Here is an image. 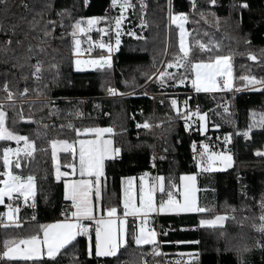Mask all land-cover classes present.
<instances>
[{
    "label": "trees",
    "instance_id": "16d2710c",
    "mask_svg": "<svg viewBox=\"0 0 264 264\" xmlns=\"http://www.w3.org/2000/svg\"><path fill=\"white\" fill-rule=\"evenodd\" d=\"M131 1L135 8L128 11L127 24L121 43L114 51L111 68L85 71L75 70L71 25L80 17L107 16L112 7L111 0H87L86 4L84 0H52V9L45 11L41 24L35 29L30 27L29 21L44 8L46 0H8L6 9L0 5V25L5 29L0 31V100L6 96L2 90L5 82L15 94L13 101L5 102V126L19 135L28 136L36 148L32 158L21 160L20 169L12 168L18 175L34 177L35 206L18 200L21 226L0 227V247L4 249L5 239L19 240L41 234L40 224L62 218L64 182L55 178L50 141H77L85 135L81 132L78 136L74 129L113 125L114 145L121 154L119 158L105 161L101 184L103 208L115 206L121 213L122 178L150 171L164 176L165 193L170 181L177 185L176 198L180 195V176L197 174L201 205L210 211L159 215L161 233L157 242L162 255H152L150 245H134L129 236V246L122 247L117 253L119 259L88 256L87 237L79 236L74 248L68 246L63 250L64 254L57 257L56 264H72L74 255L80 264H142V261L158 264L164 262V256L176 251L196 252V264H241L242 260L244 264H264V248L256 246L257 241L264 244V233L254 227L261 223L260 202L264 200V156L256 154L257 150L264 151V127L258 126L264 115V87L237 90L244 84L241 81L243 74L252 73L264 79V0H217L214 6L207 0H195V9L192 0H171L174 13L188 15L190 59L193 62L207 61L209 56L217 54L230 57L232 91L196 94L191 69L184 68L176 80L164 83H161L163 78L157 79L159 74L152 75L165 60L163 70L167 61L173 60L179 51V29L170 23L169 0H145L147 8L143 13L140 0ZM244 2L248 3V8L240 7ZM62 8L71 11V18H63V26L59 23L61 17L56 15ZM211 12L220 18L219 27ZM142 19L146 24H141ZM49 20L57 23L54 28L48 25L52 33L46 37L42 29ZM129 32L136 35H129ZM101 36L108 42L114 39L111 30L105 33L92 30L81 35L84 49L91 47L96 54L108 53L107 49L95 45ZM9 39L12 43L6 45L4 42ZM201 43L207 44L212 51L201 50ZM29 45H32L31 53L28 52ZM249 53L257 59L252 60ZM37 60L42 63L39 80L33 76L32 67ZM182 77L184 83H178ZM25 87L29 92L21 96ZM109 88H115L118 95L111 96ZM174 98L186 99L190 109L198 106L199 111L206 112L209 118L206 133L202 134L194 124L186 129L185 118L171 105ZM9 104H15V107H9ZM221 104H227V111ZM21 114L25 119L20 118ZM145 121L151 127H143ZM254 121L257 126L249 133L250 138H246L243 133ZM138 124L141 126L137 127ZM226 134H231L228 144L224 141ZM207 139L212 149L228 150L233 154L231 168L212 172L199 170L192 156V145ZM10 145L11 141L0 140V175L5 171L3 149ZM156 147L163 154L154 162ZM59 158L61 164L74 160L65 152H60ZM202 187L210 188L212 194L203 192ZM217 212H232L233 216L227 217L223 226L199 224L201 219L212 218ZM32 216H35L34 220ZM134 227L130 223L129 232ZM245 246L250 251H243ZM0 264L54 262L48 257L32 260L2 258Z\"/></svg>",
    "mask_w": 264,
    "mask_h": 264
},
{
    "label": "snow or ice",
    "instance_id": "6c2138e0",
    "mask_svg": "<svg viewBox=\"0 0 264 264\" xmlns=\"http://www.w3.org/2000/svg\"><path fill=\"white\" fill-rule=\"evenodd\" d=\"M85 4L87 0H84ZM207 3L210 5H216L217 0H207ZM0 5H4L5 9L8 5V0H0ZM52 0H46L44 8L37 12L35 16H33L32 20L29 21V25L31 28L35 29L41 24V20L45 15V11H50L52 9ZM111 6L113 8L119 7L120 15L112 18L114 21L115 27V45L112 43H105L103 41L95 42L96 45L101 49H107L108 55H101L98 58L88 59V60H80L77 59L75 61V65L77 69H80L82 66L104 69L111 68V53L115 48L121 43L120 40V28L121 22L124 19V13L128 9H134L135 5L131 3V0H111ZM25 8L28 7L27 4L24 5ZM192 7L195 9L196 3L195 0H192ZM241 8H248L249 5L247 2H244L240 5ZM140 8L143 13L147 5L145 0H140ZM169 20L171 24H175L179 29V51L175 54L173 60L167 61L166 66L163 70H157L159 75L157 79H161V83L166 82L168 79H176V76L172 72H168V68H188L194 72V78L192 79V84L197 92L204 91L210 92L218 87H230L231 86V64L229 63L230 57L228 55H214L209 56L208 60H200L198 62H193L190 59V53L192 49L189 47L187 43V36L189 35L187 30L185 29V23L188 20V15L183 12H173L171 0H169ZM57 16L61 17L59 23L63 26V18L68 16L71 18V11L66 8H62L56 13ZM201 17L204 18V13H200ZM215 18L216 26L219 27L220 18L216 16L215 12H211ZM39 17V19H37ZM109 17H80L77 18L71 25L72 31L71 36L73 37V44L75 46V51L77 53L80 52L81 40L78 38L79 34L90 32L94 25L99 23L100 21H106ZM57 21H46L43 25V33L44 36H50L52 33V29L48 27V25H52L55 27ZM141 24H146V21L141 20ZM2 25H0V31H4ZM13 33L15 32V26L11 27ZM99 31L103 32V29H99ZM129 35H136L133 32H129ZM89 41H91V37H88ZM6 45H10L12 40L9 39L4 42ZM17 44H20L21 41H16ZM39 47V46H38ZM201 50H208L209 52L212 49L209 48L207 44H199ZM218 47V45H217ZM43 51V48H40ZM88 51H91V47H89ZM28 52H32V45L28 46ZM165 52L167 50L165 49ZM251 59L255 60L257 57L251 53H249ZM30 58V57H29ZM16 66V65H14ZM22 66V65H20ZM33 76L36 77L37 80L41 78V68L42 63L40 60H37L36 64L32 66ZM55 67V65H52ZM147 75V74H146ZM152 75H156L153 73ZM218 78H220L218 82ZM226 78V79H225ZM148 79H152V76H148ZM242 79L247 80L250 84H260L264 86V80H257L256 77H243ZM178 83L183 84L184 78H180ZM2 90L6 93V96L3 100H0V140L4 141H16L18 147L15 149L12 148H4L3 149V166L5 171L2 175L5 179L0 180V204L5 203V197H7L10 201L13 199L23 198L24 202L27 203L29 197H33L35 195V184L34 177L32 175H28L26 178L15 174L11 169L14 167L15 169L21 168V160L25 157L32 158L33 153L36 151L35 142L30 140L28 136H22L17 134L16 132L10 130L5 126V121L7 117V113L5 111V102L14 100V92L9 88L7 82H5L2 86ZM29 89L25 87L23 91L20 93L21 96L27 94ZM108 92L110 94H117V90L115 88H109ZM187 100L184 101L185 106H187ZM171 105L173 108L177 106V100L172 99ZM9 107H15V104H9ZM227 111V109H225ZM178 114H180L179 109H177ZM255 115V114H254ZM183 116L186 120L185 127L186 129L190 126L188 120L192 116H198L200 121L205 120V114H201L197 109L193 112L189 109L187 112L183 113ZM21 119H25V117L21 114ZM27 119H31L28 117ZM163 123V122H161ZM71 127V125H69ZM141 125H137L140 127ZM257 126V122H253V124L249 125L247 131L243 133L246 138L249 137V133L252 128ZM260 127H264V115L261 116L259 121ZM45 128L47 125L44 126ZM143 127L149 128L151 125L147 121L144 122ZM215 127H219V125H215ZM201 129L203 130V125H201ZM77 135L81 132L86 134H94V139H79L77 141L70 142L67 139L64 140H56L53 139L50 141L52 148V157L54 160L57 159V151L62 150L65 153H70L73 157H76L78 154V161L74 160L73 163L67 165L68 168L72 169L75 172L78 169L79 177L78 179H68L72 175L71 172L60 170V165L57 162L55 169V178L56 180H61L63 178L64 182V198L70 202V205L63 209L61 215L64 219L56 220L53 223H45L40 224L39 228L42 231V235L40 233L30 235L24 239H5L3 241L4 251L0 252V259L7 258L9 260L22 258L26 260H32L37 257H41L46 255L50 258L54 264H56V260L58 256H62L64 254L63 250H66L68 246L74 248V242L77 241V237L86 236L88 237V246H87V255L95 257H119L117 253L122 247H127L130 244L128 237H131V243H134L136 246L150 245L151 253L154 256L162 255L160 252L158 242H157V232L155 229H147L145 227L147 223V217L149 213L155 212H177V213H205L210 211V209L205 207H200L197 204L194 191V176H181V181H187L183 185V193L182 200L176 199V189L177 185L172 183L171 181L168 184V190L166 192L167 199H162L157 206L154 203V193L158 189L161 193H165V183L164 177L155 178L156 182L153 183L151 187L145 189L143 183V177L141 178L142 183L140 187L139 193V206H137L133 201V195L131 192V182L133 180L132 177L124 178L128 182V187L125 191V199L123 203V213L122 215H117V208L115 206H108L103 209L105 214H98L101 211V177L104 176V162L105 159L112 157L120 152L119 148L112 147L111 139H103L105 133H112L113 129L111 127L107 128H99V127H88L84 129H74ZM230 135L226 134L224 137L225 144L230 142ZM23 141V151L24 156H21V148L19 147L20 142ZM78 143V149H77ZM59 146V148H58ZM193 150L196 149L195 142L192 145ZM209 146L207 144H203L201 146V151L199 153L200 160H198V166L202 163L204 165L205 171L213 170V164L216 161H220L225 166L230 167L233 163L232 155L227 152H209ZM10 154H14L16 156L15 161L10 158ZM258 156H264V151L257 150L256 153ZM206 158V159H205ZM148 173H144V176H147ZM14 194H16L14 196ZM32 206H35V201L33 199ZM260 206L262 209V213L259 216L260 224L254 225L257 231L264 233V200L260 202ZM6 207L9 211L5 213H0V217L6 215L7 220L11 222L4 223L0 226L9 227L15 226L20 227V223L15 219V213L19 211V207H14L12 203H8ZM235 211V209H233ZM133 216L135 218L140 219V225L138 228H133L132 232H129L127 226V217ZM31 219H35V216H32ZM227 219L226 215H215L214 218L211 219H201L199 224L201 226H215L222 225L223 222ZM235 219V217H233ZM95 233L94 243L92 239V232ZM192 243H198V241H193ZM24 245L25 247H21ZM257 247L264 248V244H260L257 241ZM243 251H250V249L245 246ZM192 256L193 254H182ZM72 264H80V261L77 256H73ZM142 264H147V261H142ZM179 264V262H177ZM241 264H244L243 260Z\"/></svg>",
    "mask_w": 264,
    "mask_h": 264
},
{
    "label": "rangeland",
    "instance_id": "374dc122",
    "mask_svg": "<svg viewBox=\"0 0 264 264\" xmlns=\"http://www.w3.org/2000/svg\"><path fill=\"white\" fill-rule=\"evenodd\" d=\"M131 3L132 4H134L132 1H131ZM131 9V8H130ZM130 9H128L125 13H124V19L122 20V22H121V28H120V32H121V35H120V40H121V37H122V35H123V33H124V27L126 26V24H127V21H126V17H127V14H128V11L130 10ZM121 13H120V10H119V7L117 6V7H115V8H113V7H111V10H110V12H109V14L107 15V17H109V19L108 20H106V21H100L99 23H97L96 25H94L93 26V28L91 29V31L92 30H99V29H103V32L102 33H105V31L106 30H111L113 33H114V39H113V41H111V43L113 44V45H115V27H114V21H113V19L112 18H114V17H117V16H119ZM82 34H84V33H81V34H79V36H78V38L81 40V45H80V52L79 53H77L76 51V55H75V57H74V66H75V70L76 71H85V70H91V69H94V68H92V67H87V66H82L80 69H77L76 68V65H75V61L77 60V59H80V60H88V59H93V58H98L99 56H101V55H106L105 53L104 54H98V55H94V56H82L84 53H85V47L83 46V44H82V40L83 39H81V35ZM101 38H104L103 36H101L100 37V39ZM116 49L117 48H115L114 49V51H116ZM114 51L112 52V53H114ZM112 56H111V62H112ZM165 64V60H164V62L162 63V66ZM161 66V67H162ZM161 67L159 68V70H161ZM167 71L168 72H172V73H174L175 74V76L177 77V75H182L183 74V72H184V68H180V69H177V68H168L167 69ZM159 73H158V71L156 72V75H158ZM250 76H254V77H256L257 78V80H264L262 77H259V76H256V75H254V74H252V73H247V74H243L242 76H241V81H243L244 82V84L242 85V86H240L239 88L240 89H245V90H253V89H261V88H263L264 86H261L260 84H250L247 80H244V79H242L243 77H250ZM226 79V78H225ZM168 80H170V79H168ZM171 80H176V79H171ZM238 88V89H239ZM174 99H176L177 100V106H176V111H177V109H179V112L183 115V113H185V112H187L190 108H189V106H188V104H187V106H185V104H184V101L186 100H180V99H178V98H174ZM199 110V108H198V106L196 107V108H194V109H191L193 112H195L196 110ZM201 114H205V120L204 121H200L199 120V117L198 116H192L189 120H188V123H189V125H192V124H194L196 127H198L199 129H200V131H202V132H204V133H206V130H208V127H209V118H208V116H207V114H206V112H201V111H199ZM184 117V116H183ZM201 125H203V130L201 129ZM107 127H109V126H105V127H99V128H107ZM113 132H114V130H113ZM112 132V133H113ZM83 133V132H82ZM112 133H105L104 134V136H103V139H111L112 140V142H113V144H112V147H114V148H117L115 145H114V141H113V137H111L112 136ZM85 136L84 137H81L80 139H94L95 138V136H94V134H86V133H83ZM109 135H111V136H109ZM79 140V139H78ZM78 140H77V142H78ZM70 142H72V141H70ZM18 147V145H17V143H16V141H14V140H12L11 141V145L9 146V147H7V148H12V149H15V148H17ZM19 147L21 148V153H20V155L22 156V154L24 155V151H23V141H21L20 142V145H19ZM58 148H59V146H58ZM77 149H78V143H77ZM157 149V150H156ZM156 151L154 152V154H153V161L154 162H156L160 157H162V154H163V152L158 148V147H156ZM60 152H63L62 150H58L57 151V159L56 160H54L53 159V161H54V163H55V166L57 165V162L59 163V161H60V158H59V153ZM116 156L117 155H115V156H112V157H109V158H116ZM10 158L11 159H14L13 160V162L15 161V159H16V156L14 155V154H10ZM76 160L78 161V154H77V156H76ZM106 160V159H105ZM105 164V163H104ZM13 200H18V199H13ZM8 204V202L6 201V199H5V203L4 204ZM23 204H25V203H23ZM9 211V209L7 208V212ZM261 213H262V209L261 210H259ZM210 213H212V212H210ZM226 215L227 217H229V218H232V216H233V214H232V212H217V213H215L214 214V216L215 215ZM214 216L212 217V218H214ZM206 219H211V218H206ZM133 220H136V218L135 219H133ZM226 221V220H225ZM225 221L223 222V224L222 225H215V226H205V227H218V226H223L224 224H225ZM153 229V228H152ZM156 231V230H155ZM157 232V231H156ZM158 239H159V236H158V233H157V241H158ZM159 249H160V252L161 253H163L162 251H161V248H160V246H159ZM182 254H193L192 256H189V255H182ZM164 255V254H163ZM197 253L196 252H193V251H176V252H174V254H172V255H169V256H164V262H162V263H158V264H177V262H179V264H196V261H197Z\"/></svg>",
    "mask_w": 264,
    "mask_h": 264
},
{
    "label": "crops",
    "instance_id": "0c3cea01",
    "mask_svg": "<svg viewBox=\"0 0 264 264\" xmlns=\"http://www.w3.org/2000/svg\"><path fill=\"white\" fill-rule=\"evenodd\" d=\"M98 17V16H97ZM185 29L187 30V32H188V34H189V31H188V27H187V22L185 23ZM187 43H188V45H189V47H190V44H189V35L187 36ZM111 63H113V59H112V62ZM229 63L231 64V62H230V59H229ZM193 78H194V72H193ZM192 87L194 88V86H193V84H192ZM194 90H195V88H194ZM237 90H239V91H244L245 89H237ZM254 90H259V89H254ZM196 91V90H195ZM197 92V91H196ZM200 92H204V91H200ZM214 92H220V87H218L217 89H215V90H213V91H210V92H204V93H214ZM201 133L203 134L204 132H202L201 131ZM109 136H111V135H109ZM112 137V136H111ZM113 139V138H112ZM203 144H207L208 146H209V148H208V151L209 152H212V151H215V152H223V151H227V152H229L228 150H214V149H212L211 148V143H210V141H202L201 143H198V145H199V148H200V151H201V146L203 145ZM228 144V143H227ZM52 151V150H51ZM231 155H232V159H233V163H232V165L230 166V167H228V166H225V164H223L222 162H220V161H216L214 164H213V170H211V171H207V172H212V171H218V170H227V169H229V168H231L233 165H234V156H233V154L231 153V152H229ZM120 154H121V151L118 153V154H116L117 156L116 157H118L119 158V156H120ZM73 156V155H72ZM115 156V155H114ZM199 159L198 160H200V156L198 157ZM73 159L74 160H76V157H73ZM107 159H110V158H107ZM106 159V160H107ZM206 159V158H205ZM12 160H14V159H12ZM73 160V161H74ZM105 160V161H106ZM198 160L196 161V163L198 162ZM73 161L71 162V163H73ZM53 163H54V161H53ZM71 163H69V164H71ZM105 163V162H104ZM69 164H61V162L59 161V165H60V170L62 171V172H64V171H68V172H71L72 173V175L70 176V177H68V179H78V178H80L79 177V173H78V169L75 171V172H73V170L72 169H70V168H68L67 167V165H69ZM197 165H198V163H197ZM198 168H199V170H204V165H203V163L200 165V166H198ZM55 169H56V166H55V163H54V171H55ZM12 170V169H11ZM205 171V170H204ZM15 173V172H14ZM144 173H148V175L147 176H144ZM15 174H17V173H15ZM2 177L0 178V180H3V179H5V177L3 176V175H1ZM164 177L162 174H160V173H153V172H150V171H145V172H143V173H141V174H138L137 176H126V177H123L122 178V205H123V203H124V199H125V191H126V189H127V187H128V182H127V180H125L124 178H127V177H132L133 178V180H132V182H131V192H132V195H133V198H134V203L137 205V206H139V193H140V187H141V183H142V180H141V178L143 177V183H144V186H145V189H147L148 187H151L152 185H153V183H155L156 182V180H155V178H158V177ZM181 176H194L195 177V181H194V187H195V191H194V195H195V198H196V201H197V204H198V206H200V207H204L203 205H201V201H200V187H199V184H198V178H197V174H195V173H184V174H182ZM180 176V177H181ZM27 177V176H26ZM25 177V178H26ZM61 180H63V178L61 179ZM164 183H165V178H164ZM184 183H187V181H181V179H180V184H179V192H180V195H179V197L178 198H176L177 200H182V193H183V185H184ZM34 184H35V180H34ZM101 184H102V177H101ZM3 185H0V187H2ZM202 191L203 192H210L211 194H212V190H210V188H208V187H202ZM16 194H14V196H15ZM162 193L157 189L156 191H155V193H154V203L158 206L159 205V203H160V201H158V198L161 196L162 197ZM35 196H36V184H35V195H34V198L33 197H29V199H28V204H31L32 205V202H33V199H34V201H35ZM5 199H6V201L9 203V199L7 198V197H5ZM18 200H21L23 203H25L24 202V199L21 197V198H19ZM18 200H17V202H18ZM65 201H67L66 199H65ZM6 205H7V203L6 204H0V213H7V207H6ZM105 208H107V207H105ZM105 208H103L102 206H101V211L98 213V214H105L104 213V211H103V209H105ZM122 213H123V211L121 212V213H119L118 211H117V215H122ZM162 214H185V213H177V212H163V213H160V212H155V213H149L148 214V217H147V223H146V225H145V227L147 228V229H152V225H151V218L152 217H154V216H157V215H162ZM190 214V213H189ZM15 219L21 224L22 223V221L19 219V211L17 212V213H15ZM61 219H64V218H61ZM127 226H128V228H129V225H130V223H132L134 226H135V228H138L139 227V223H135L134 222V220L133 219H135V217H133V216H128L127 218ZM136 219H139V218H136ZM57 220H60V219H57ZM56 221V220H55ZM55 221H53V222H55ZM53 222H50V223H53ZM4 223H9V224H11V222H9L8 220H7V216L6 215H4V216H2V217H0V225H2V224H4ZM0 227H3V226H0ZM129 230V229H128ZM42 234V233H41ZM94 234V235H93ZM92 235H93V243H94V238H95V233L94 232H92ZM24 239V238H23ZM87 243H89V241H88V237H87ZM0 244H1V242H0ZM88 246V245H87ZM21 247L23 248V247H25L24 245H21ZM2 251H4V249H2L1 247H0V252H2ZM44 257H47L46 255H44V256H41V257H37V258H34V259H39V258H44ZM16 259H22V258H16Z\"/></svg>",
    "mask_w": 264,
    "mask_h": 264
},
{
    "label": "built area",
    "instance_id": "2783aa9c",
    "mask_svg": "<svg viewBox=\"0 0 264 264\" xmlns=\"http://www.w3.org/2000/svg\"><path fill=\"white\" fill-rule=\"evenodd\" d=\"M97 41H103V42H105V43H111V42H108L107 40H105V39H103V38L98 39ZM97 41H96V42H97ZM95 45H96V44H95ZM96 47H98V46L96 45ZM88 49H89V48H87V50L85 49V53H84L82 56H94V55H98V54L94 53V52L92 51V49H91V51H88ZM105 54L108 55L109 53H105ZM111 56L113 57L112 59L114 60V53H111ZM219 80H220V78H218V82H219ZM231 91H232V90H231V87H223V86L220 87V92H231ZM196 93H198V92L194 91V94H196ZM117 95H118V93H117V94H113V95H111V96H117ZM221 108H222L223 110H225V109H228V106H227V104H221ZM225 111H226V110H225ZM107 116H108V114L105 115V117H107ZM109 127H111V128L114 130V126H113V125H110ZM204 141H208V139H207V140H204ZM199 143H200V142H199ZM217 143H218V140L215 141V144H217ZM199 153H200V148H199V145H198V143H197V144H196V149H195V151L192 149V156H193V159H195L196 161L199 159V158H198V157H199ZM1 177H2V176L0 175V178H1ZM162 199H167V195H166V193L163 194L162 197L160 196V197L158 198V201H161ZM9 203H12L14 207H17V206L19 207V203L17 202V200H11ZM69 205H70V202H66V201H64V202L62 203V205H61V212H62L63 209L67 208ZM62 218H64V217L62 216ZM158 218H159V215L152 217V218H151V225H152V228L155 229V230L157 231L158 235H160L161 230H160V224H159V220H158ZM134 222L140 224V219H136V220H134ZM93 232H94V231H93ZM161 235H164V234L162 233ZM161 251H162V250H161Z\"/></svg>",
    "mask_w": 264,
    "mask_h": 264
},
{
    "label": "water",
    "instance_id": "95a60500",
    "mask_svg": "<svg viewBox=\"0 0 264 264\" xmlns=\"http://www.w3.org/2000/svg\"><path fill=\"white\" fill-rule=\"evenodd\" d=\"M253 60V59H252ZM255 61V60H254ZM233 84H234V80L231 79V86L230 87H233Z\"/></svg>",
    "mask_w": 264,
    "mask_h": 264
}]
</instances>
